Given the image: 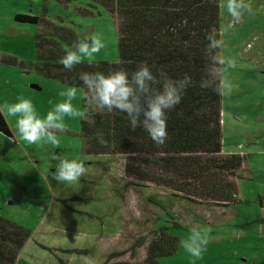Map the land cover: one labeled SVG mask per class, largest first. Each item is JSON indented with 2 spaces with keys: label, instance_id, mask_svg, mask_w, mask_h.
<instances>
[{
  "label": "rangeland",
  "instance_id": "obj_1",
  "mask_svg": "<svg viewBox=\"0 0 264 264\" xmlns=\"http://www.w3.org/2000/svg\"><path fill=\"white\" fill-rule=\"evenodd\" d=\"M219 1L222 150L244 156L237 200L222 208L126 178L125 155L82 152L80 119L66 118L56 148L18 141L8 119L10 135L0 136V216L30 231L16 264H104L114 251L125 253L110 262H140L159 227L178 239L174 253L158 257L160 264H264V0H234L248 5L238 20L227 11L229 0ZM76 6L77 0H0V102L23 95L43 115L48 101L55 103L58 91L69 86L4 61L35 60L38 27L16 21L17 14L44 11L78 37L99 36L104 47L95 61L117 59L114 18L100 5L91 14H80ZM73 105L81 107L79 95ZM53 154L84 161L78 187L50 174L44 179L56 162ZM189 227L206 230L208 243L199 257L183 249Z\"/></svg>",
  "mask_w": 264,
  "mask_h": 264
},
{
  "label": "trees",
  "instance_id": "obj_2",
  "mask_svg": "<svg viewBox=\"0 0 264 264\" xmlns=\"http://www.w3.org/2000/svg\"><path fill=\"white\" fill-rule=\"evenodd\" d=\"M47 0H43L45 3ZM67 4L70 0H57ZM104 7L117 29L115 61L82 62L66 70L58 63L63 49L78 38L73 27L51 22L40 15L17 14L15 20L37 25L35 60L7 57L24 70L34 71L69 86L79 87L81 71L105 73L131 71L146 62L154 73L164 71L173 79L187 74L191 86L181 103L167 113V138L154 144L141 128H130L125 114L93 109L80 120L82 152L92 155L126 156L124 176L167 189L172 196L226 208L237 200L236 179L242 176L244 156L222 153L220 1L219 0H77L80 14ZM211 35L216 46L209 48ZM201 81L207 86L201 87ZM0 132L9 136L0 117ZM30 236L21 224L0 216V264H16L20 249ZM178 239L165 227L154 230L140 262H110L124 251L107 255L104 264H160L158 257L171 255Z\"/></svg>",
  "mask_w": 264,
  "mask_h": 264
},
{
  "label": "clouds",
  "instance_id": "obj_3",
  "mask_svg": "<svg viewBox=\"0 0 264 264\" xmlns=\"http://www.w3.org/2000/svg\"><path fill=\"white\" fill-rule=\"evenodd\" d=\"M247 4L229 0L228 13L236 20L240 18L241 10ZM209 48L216 46L211 35L207 37ZM104 47L99 36H83L70 46L63 49V55L58 63L66 70L82 62L94 63L95 56ZM79 87L66 86L57 93L59 99L40 115L32 100L23 95L17 96L12 102H0V117L6 121H14V132L18 141L26 145H50L56 148L59 141L57 133L65 127L67 119L86 120L93 115L91 110L99 109L106 112L114 110L123 113L128 118L130 128L141 127L148 138L156 145H163L167 138V113L181 103L191 78L184 74L178 78H171L164 71L154 73L146 62H141L135 69L129 71L117 69L110 72L81 71L77 74ZM207 86L201 81V87ZM79 95L81 107H74L73 101ZM0 136H3L0 133ZM56 162L42 174L47 180L51 178L57 182L76 188L80 178L85 174L84 161L78 157H60L53 154ZM188 235L182 241L183 249L192 257H199L203 246L208 243L206 230L189 227Z\"/></svg>",
  "mask_w": 264,
  "mask_h": 264
},
{
  "label": "crops",
  "instance_id": "obj_4",
  "mask_svg": "<svg viewBox=\"0 0 264 264\" xmlns=\"http://www.w3.org/2000/svg\"><path fill=\"white\" fill-rule=\"evenodd\" d=\"M221 152H222V153H224V151H223V150H221Z\"/></svg>",
  "mask_w": 264,
  "mask_h": 264
}]
</instances>
